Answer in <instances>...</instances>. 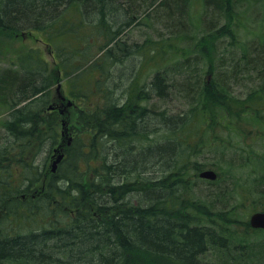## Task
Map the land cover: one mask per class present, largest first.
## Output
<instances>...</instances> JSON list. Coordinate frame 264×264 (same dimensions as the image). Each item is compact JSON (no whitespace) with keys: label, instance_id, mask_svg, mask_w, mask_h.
Wrapping results in <instances>:
<instances>
[{"label":"trees","instance_id":"trees-1","mask_svg":"<svg viewBox=\"0 0 264 264\" xmlns=\"http://www.w3.org/2000/svg\"><path fill=\"white\" fill-rule=\"evenodd\" d=\"M140 1L159 3L157 20L188 30L182 38L189 46L123 40L125 29L149 21ZM251 1L0 0V34L43 35L69 95L77 97V90L86 106L79 107L66 139L43 51L31 49L14 68L0 69V108L10 109L0 138V264H204L208 250L219 251L223 264H258L250 247L203 223L215 215L233 221L226 210L238 183L206 181L213 187L207 198H217L219 213L198 202L195 213L197 183L190 174L206 169L192 161L205 148L216 147L219 160L221 154L223 163L235 164L211 143L216 126L230 128L250 119L251 111L261 123L264 19L252 40L235 37L242 15L237 8ZM200 2L201 21L194 11ZM226 17L234 29L220 24ZM215 36H230V45L240 49L229 65L217 64ZM151 50L164 71L139 85L141 69L130 57L149 58ZM127 73V88L118 89ZM244 82L254 90L241 98L231 86ZM154 96L180 97L189 109L169 114L144 104ZM62 143L64 158L53 173L48 164ZM241 156L239 169H245L250 158ZM258 160L261 174L250 195H236L239 202L251 196L264 201V158Z\"/></svg>","mask_w":264,"mask_h":264},{"label":"rangeland","instance_id":"rangeland-1","mask_svg":"<svg viewBox=\"0 0 264 264\" xmlns=\"http://www.w3.org/2000/svg\"><path fill=\"white\" fill-rule=\"evenodd\" d=\"M256 1L257 0H252L250 4L243 2V4L239 5L237 8V12L241 13L242 15L240 16L239 21L241 25L239 24L240 26L235 37L237 38L238 36V39L242 41L245 39H248L249 41L252 40L254 34L257 35V32L260 31V27L256 26L255 24L263 21L264 19V0H260L258 3H256ZM150 4L145 6L141 1L138 2L137 5H141L142 7V13L145 12L146 15L150 17L149 21H145L142 25L136 24V26L125 29L124 33L122 34V39L126 40L129 45L134 44L143 46L150 38L153 42L152 46L157 42H161L166 46H169L171 43H180L179 47L184 49L188 47V40L183 41L184 38H182L184 35H186L188 30H185L181 26L175 27L173 25L174 23H172L173 26L171 25L172 28L170 26L168 28L165 27V23L157 20V14L154 13L156 12V9L159 8V3H155L152 5V7ZM187 6L189 7L190 11H192L191 2L188 3ZM196 8L198 12V18L201 21V16H203L202 2L197 4V6L194 8V11ZM158 12H161V9ZM207 20L208 19H205L206 24H208ZM139 21L142 20L138 19L137 22ZM220 24L227 25V27L230 29H234V26H236L233 20L227 19V17L226 19H221ZM243 25H245L246 28H244ZM252 28H254V30ZM198 33H200V31H198ZM191 35L193 34L191 33ZM229 38L231 37L215 36L214 40L217 39L218 41V46L216 47L217 58L219 59V62H217L218 65H229L232 60H236L240 55V49L230 45L232 40ZM43 39V35L29 31L19 34H0V69L14 68L16 58L31 49H40L43 51V55L49 62L50 73L55 81V85L52 87V101L57 104L61 111H65L61 129L65 130V138L67 139L69 136V129H71L72 126L77 123L79 107L83 109L86 106H84L82 100L83 98H79L80 94L77 92V90V97H72L69 95V85L67 83L66 77L60 73L55 64L53 53L51 52V49L43 42ZM148 52L151 53L148 56L149 58H145L144 56L138 59H136L134 56L130 57L134 67L139 66L141 69V83H139V85L149 83L158 71H164V69H162L163 67L161 69L159 68V66L162 65L156 64V61H154L156 53L152 50ZM153 52L155 53V56ZM193 55H198V53ZM177 61H179V58H177ZM201 67L203 71H207L205 66ZM114 75L116 77L119 75V73ZM97 77H99V74H96V78ZM123 77L124 78L120 80L118 85V89L121 90L126 89L128 86L129 81L127 78L129 77V73L125 74ZM114 81L116 80L112 79L111 84H113ZM244 84L245 85L243 86H231L236 96L244 98L249 93L253 92V85H250L249 82H244ZM188 103L189 101H183L180 99V97L176 96L175 98H170L167 101L160 100L159 98L157 99L156 96H154L152 101L144 102V104L148 107H154L156 110H166L169 114H179L188 111ZM260 109V124L254 123L255 115L254 113H251L253 112L251 111L250 119H239L241 121H235V119H233L232 121L235 122L230 125V128L219 124L216 126V130L210 136L212 138L211 143L218 146L219 149H222L220 151L229 152L225 157V161L229 162L230 160H235V164L232 167H229L227 163L222 162L223 156L221 154H219V160L218 155L216 154V147L202 149L203 152L200 154V156H195L192 161L193 163L198 162L205 165L207 170L212 169L210 165H219L218 167L221 168V171H217L219 180L231 182L236 181L238 183V188L233 195V200L228 205V209L226 210V212L229 214V217H231L233 221L228 222L222 217L215 215L214 217H205L206 219H203V223L205 225H216L224 233L223 235L229 240H232L234 244L250 247V252L253 251L255 254L257 263L263 264L264 232L251 228L249 222L253 213L264 212V201L259 197L257 198L256 196H251V198L249 197L244 201V203H242L239 202L236 197L238 193H244L246 191L247 194L250 195V193H252L251 186H254L256 180L261 174L262 169L260 168L258 157L264 158V106H261ZM9 110L10 109L8 106H1L0 108V138L3 133L4 122L8 118ZM252 115H254V117ZM234 153L238 155H235ZM55 154L52 155L49 161L48 166L50 169L52 168V164L55 160ZM56 155L58 156V154ZM241 155L246 156L245 159H248V156L250 158V161L246 162H250V165L246 166L245 169H239L241 166L240 164L243 163ZM206 169L203 168V170ZM190 174L191 179H195L197 183L194 190L195 203L193 206L196 207L194 212L199 213L197 208L199 205L198 203H204L205 205L210 206L214 213L218 214L220 206L214 202L217 200V198H207V194L210 192L211 188L213 189V187L209 185L210 182L207 183L206 181L200 179L198 177L199 172L191 171ZM202 262L204 264H223L220 252H215L213 250H208V252L202 255Z\"/></svg>","mask_w":264,"mask_h":264},{"label":"water","instance_id":"water-1","mask_svg":"<svg viewBox=\"0 0 264 264\" xmlns=\"http://www.w3.org/2000/svg\"><path fill=\"white\" fill-rule=\"evenodd\" d=\"M63 158H64V154L61 153L53 163L52 172L57 171L58 165L61 163ZM200 178L210 180V181H216L218 178V175L213 170H206L200 173ZM250 225L253 229H264V212L254 213L250 217Z\"/></svg>","mask_w":264,"mask_h":264}]
</instances>
